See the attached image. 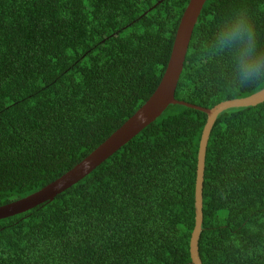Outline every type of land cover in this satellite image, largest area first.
Masks as SVG:
<instances>
[{
    "label": "trees",
    "instance_id": "1",
    "mask_svg": "<svg viewBox=\"0 0 264 264\" xmlns=\"http://www.w3.org/2000/svg\"><path fill=\"white\" fill-rule=\"evenodd\" d=\"M191 0H0V207L86 160L154 95ZM245 6L264 38V0H208L178 101L213 109L264 84H231L209 54ZM207 114L170 106L84 180L0 220V264H193L198 156ZM203 264H264V103L222 113L204 183Z\"/></svg>",
    "mask_w": 264,
    "mask_h": 264
},
{
    "label": "water",
    "instance_id": "2",
    "mask_svg": "<svg viewBox=\"0 0 264 264\" xmlns=\"http://www.w3.org/2000/svg\"><path fill=\"white\" fill-rule=\"evenodd\" d=\"M208 0H191L179 26L175 39L171 59L166 73L149 101L103 145L93 152L86 160L56 182L44 188L36 195L0 207V220L26 213L46 202L53 201L60 194L72 188L97 168L119 152L144 129L157 121L170 106H184L201 111L208 116L204 128L198 156V174L196 183V227L191 239V258L193 264H203L199 250V240L204 223V183L206 157L210 136L218 117L230 109L251 108L264 103V90L240 100L228 101L217 105L213 109H204L198 106L178 101L176 92L184 71L194 30Z\"/></svg>",
    "mask_w": 264,
    "mask_h": 264
},
{
    "label": "clouds",
    "instance_id": "3",
    "mask_svg": "<svg viewBox=\"0 0 264 264\" xmlns=\"http://www.w3.org/2000/svg\"><path fill=\"white\" fill-rule=\"evenodd\" d=\"M209 54L228 58L234 87L264 84V38L247 7H235L221 19L211 39Z\"/></svg>",
    "mask_w": 264,
    "mask_h": 264
}]
</instances>
